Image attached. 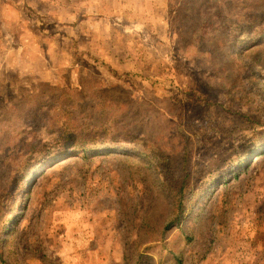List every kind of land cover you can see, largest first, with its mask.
<instances>
[{
    "label": "rangeland",
    "instance_id": "1",
    "mask_svg": "<svg viewBox=\"0 0 264 264\" xmlns=\"http://www.w3.org/2000/svg\"><path fill=\"white\" fill-rule=\"evenodd\" d=\"M100 262L264 264V0H0V264Z\"/></svg>",
    "mask_w": 264,
    "mask_h": 264
},
{
    "label": "trees",
    "instance_id": "2",
    "mask_svg": "<svg viewBox=\"0 0 264 264\" xmlns=\"http://www.w3.org/2000/svg\"><path fill=\"white\" fill-rule=\"evenodd\" d=\"M61 144H59V147L60 148H64V149H67V148H65L66 146L63 144V139H60V141H59ZM56 156V155H55ZM55 156H53V157H55Z\"/></svg>",
    "mask_w": 264,
    "mask_h": 264
},
{
    "label": "bare ground",
    "instance_id": "3",
    "mask_svg": "<svg viewBox=\"0 0 264 264\" xmlns=\"http://www.w3.org/2000/svg\"><path fill=\"white\" fill-rule=\"evenodd\" d=\"M39 170V169H38ZM37 172V171H36ZM35 174V173H34ZM34 177V176H33Z\"/></svg>",
    "mask_w": 264,
    "mask_h": 264
},
{
    "label": "crops",
    "instance_id": "4",
    "mask_svg": "<svg viewBox=\"0 0 264 264\" xmlns=\"http://www.w3.org/2000/svg\"><path fill=\"white\" fill-rule=\"evenodd\" d=\"M100 264H101V262H100Z\"/></svg>",
    "mask_w": 264,
    "mask_h": 264
}]
</instances>
